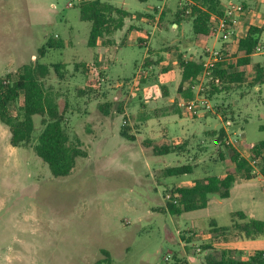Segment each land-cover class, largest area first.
I'll use <instances>...</instances> for the list:
<instances>
[{
  "label": "rangeland",
  "instance_id": "374dc122",
  "mask_svg": "<svg viewBox=\"0 0 264 264\" xmlns=\"http://www.w3.org/2000/svg\"><path fill=\"white\" fill-rule=\"evenodd\" d=\"M88 1L0 0V80L24 66L62 65L59 72L50 67L45 86L65 111L71 142L88 153L68 177L55 178L35 150L43 118H34L33 140L19 148L11 145V133L0 122V264H97L105 261L104 251L112 264H175L179 259L205 264L211 220L231 226V214L244 212L264 222V178L239 177L229 198L212 195L205 209L180 215L168 211V196L173 188L224 174L226 166L213 163L224 150L221 130L226 144L241 141L234 147L246 158L243 146L264 140V86H253L264 53L253 57L242 83L213 97L212 112L192 117L178 105L183 99L179 53L200 60L206 48H216L233 61L243 56L239 39L202 40L192 22L173 26L178 0L166 5L162 25L160 16L155 24L141 18L153 14L159 0H102L133 15L112 44L94 49L88 45L92 25L81 19L80 8ZM263 9L264 0H256L255 23L263 22ZM247 13L246 7L244 17ZM240 27L247 29L242 22ZM50 38L62 40L65 48L41 54ZM124 128L130 136H124ZM172 140L186 143V149L154 153ZM195 163L201 166L193 175L163 176L168 167ZM217 246L218 251L237 249L248 259L264 252V236Z\"/></svg>",
  "mask_w": 264,
  "mask_h": 264
},
{
  "label": "trees",
  "instance_id": "16d2710c",
  "mask_svg": "<svg viewBox=\"0 0 264 264\" xmlns=\"http://www.w3.org/2000/svg\"><path fill=\"white\" fill-rule=\"evenodd\" d=\"M190 5L183 7L177 5L178 11L174 14L173 24L179 27L184 21L192 22L195 36L201 39L216 37L213 20L224 15L222 0H190ZM81 19L89 22L92 29L89 35L88 45L98 48L101 44H112V37L123 30L127 19L132 13L123 8H117L111 3L102 0H91L81 6ZM246 9V8H245ZM158 12L142 16V20L155 24ZM161 25L165 22V13L159 18ZM264 30L250 26L246 30V37L238 40V52L242 57L229 61L227 53L223 62L218 65L216 75L221 78L220 86H213L209 98L213 101L214 96L221 92L232 90L234 84L242 83L246 76V69L252 63V57L261 46V35ZM65 43L60 39L50 38L46 48L41 49L44 54L47 49H63ZM179 72L182 78L178 92L184 99L192 98L193 93L184 89L185 84L196 80L203 72L202 61L191 58L185 60L179 58ZM50 67L57 72L62 65H36L24 66L17 75L9 74L5 80H0V122L6 126L11 133V145L19 148L33 140L35 133V117H42L43 131L38 137L35 147L36 153L48 166L55 178L68 177L77 165L79 158H87L88 153L80 147L73 145L65 124V111H62L46 89L44 79L49 74ZM223 68V69H222ZM253 86L262 88L264 86V63L257 64L254 69ZM166 96L168 89L162 87ZM16 105V114L11 112V106ZM180 109L178 113H180ZM264 131V125L260 127ZM124 136L130 134L124 128ZM171 144L156 147L154 153L157 156L169 155L178 151H184L187 144L180 140H172ZM220 145L224 148L220 152L215 166L224 164L226 166L223 175L207 176L196 180L191 186L176 187L172 189L173 201L168 204V211L172 215H180L205 209L210 201V196L217 195L221 199H227L231 195V189L237 179L242 177L252 180L257 177L264 178V140L257 143L245 144L243 148L248 150L249 157L246 158L238 148L226 144V131L220 132ZM201 164H186L168 167L164 170L165 178H174L185 175H193ZM232 225L220 227L215 220L210 222V243L204 250H209L205 256V264H264V252H257L248 259H243L240 252L233 249L216 250L215 245L229 243L238 238L256 239L264 236V222L250 218L244 212L231 214ZM105 261L97 264H112L110 254L104 251ZM175 264H190L187 260H177Z\"/></svg>",
  "mask_w": 264,
  "mask_h": 264
},
{
  "label": "built area",
  "instance_id": "2783aa9c",
  "mask_svg": "<svg viewBox=\"0 0 264 264\" xmlns=\"http://www.w3.org/2000/svg\"><path fill=\"white\" fill-rule=\"evenodd\" d=\"M159 1L161 6H158V9L163 10L168 3L174 0ZM191 3L190 0H178L180 8L186 4L190 5ZM70 6L73 5L70 4ZM244 14L245 6L243 3L239 0H230L229 4L224 9V15L222 17H216L213 20V26L216 32L215 38H219V40L223 42H228L235 38L241 39L246 37V31L243 32L240 27ZM263 51L264 48L262 46L258 47L257 52ZM225 52L226 50H219L216 48L205 49V58L202 61L203 72L196 80L189 82L187 86L188 90L193 93V97L188 99L183 98L178 104L179 107L189 116L200 117L203 114L213 111V101L209 98V94L212 91L213 86H220L222 83L221 78L215 73L218 65L226 60ZM240 142L241 141L238 139H235V142L227 140V145L234 147L236 146L235 143ZM168 199L169 201H173L174 204L178 203V201L172 199L171 196H168Z\"/></svg>",
  "mask_w": 264,
  "mask_h": 264
},
{
  "label": "crops",
  "instance_id": "0c3cea01",
  "mask_svg": "<svg viewBox=\"0 0 264 264\" xmlns=\"http://www.w3.org/2000/svg\"><path fill=\"white\" fill-rule=\"evenodd\" d=\"M177 1V0H176ZM240 1V0H239ZM229 2H230V0H229ZM241 3H243V5L245 6V8L247 7V10H248V13H247V15L243 18V20H242V25H244V26H247V29L252 25V26H256V27H259V28H261V29H263L264 30V16H263V22H261V23H255L254 22V19H253V8H254V5H255V3H256V0H242V1H240ZM222 4H223V9H225V7L229 4H226V3H224L223 1H222ZM177 5H178V1L176 2V4H175V6H176V8H177ZM166 7V6H165ZM165 7H164V9L163 10H159L158 9V7H156L155 8V10H157V12L158 11H160L161 13H163V11L165 10ZM132 13V12H131ZM141 15H143V14H141ZM162 15V14H161ZM161 15H157V16H161ZM263 15H264V9H263ZM145 16V15H144ZM141 18H143L142 16H141ZM173 26H177V24H172ZM181 26V25H180ZM178 27V26H177ZM125 28V27H124ZM246 29V30H247ZM144 33H146V34H148L147 32H145L144 31ZM215 38V37H214ZM198 39H201V38H198ZM202 40H209V39H202ZM264 40V32H263V34L261 35V44L264 42L263 41ZM102 45V44H101ZM100 45V46H101ZM215 47H217V45L215 46ZM237 50H238V48H237ZM168 51H169V49H168ZM264 53V51L262 52V54ZM187 55H188V53H186V54H181V53H179V58L180 57H183L185 60H189V59H186L187 58ZM255 55H259L258 53H255L254 55H253V57L255 56ZM204 57H205V53H204ZM203 57V58H204ZM253 57H252V62L253 63H251V65L252 64H255L254 63V61H253ZM192 58V57H191ZM190 58V59H191ZM200 59V61H203L204 59ZM195 59V58H194ZM250 65V66H251ZM148 66H150L149 64H148ZM177 68H178V70H179V68H180V65L178 64V66H177ZM166 71L167 72H169V70L168 69H166ZM157 77H159V76H157ZM186 85L187 84H185V87H184V89H186ZM179 86H180V83H179ZM163 87H166V86H163ZM167 88V87H166ZM168 89V88H167ZM178 89H179V87H178ZM179 93V92H178ZM179 95H181L182 96V94L181 93H179ZM183 98V97H182ZM171 102H179V100L177 99V100H174V99H172V100H170ZM192 185V184H191ZM191 185H188V186H191ZM246 214V213H245ZM247 215V214H246ZM230 243V242H229ZM228 244V243H227ZM217 245H219V244H216L215 245V248H216V250H218V246ZM233 250H237V249H233ZM238 251V250H237Z\"/></svg>",
  "mask_w": 264,
  "mask_h": 264
}]
</instances>
